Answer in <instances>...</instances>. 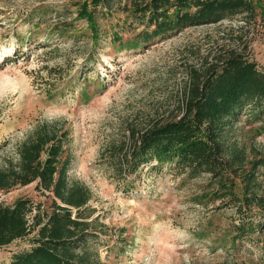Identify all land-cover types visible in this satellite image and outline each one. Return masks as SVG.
Masks as SVG:
<instances>
[{
    "label": "rangeland",
    "instance_id": "obj_1",
    "mask_svg": "<svg viewBox=\"0 0 264 264\" xmlns=\"http://www.w3.org/2000/svg\"><path fill=\"white\" fill-rule=\"evenodd\" d=\"M82 1L0 0V167L40 123L65 120L69 177L92 190L88 220L103 229L91 247L102 264H264V210L256 203L240 213L230 196L215 197L210 175L188 178L156 160L123 177L114 169L119 141L130 131L181 114L192 69L230 48H246L264 65V0L255 17L189 27L137 48L119 41L142 28L130 17L131 0L91 7L100 29L97 43L78 15ZM262 124L244 109L226 133L228 144L264 161ZM128 142L124 151L133 139ZM259 172L255 191L264 195V166ZM19 198L34 205L29 223L38 206L47 210L53 199L36 183L0 193L5 205ZM248 220L255 228L237 229ZM36 232L0 247V264L30 249Z\"/></svg>",
    "mask_w": 264,
    "mask_h": 264
},
{
    "label": "trees",
    "instance_id": "obj_2",
    "mask_svg": "<svg viewBox=\"0 0 264 264\" xmlns=\"http://www.w3.org/2000/svg\"><path fill=\"white\" fill-rule=\"evenodd\" d=\"M101 1L83 0L78 12L86 19L94 43L100 29L91 7ZM259 7V0H131L130 17L142 28L125 42L119 41L137 48L189 27L241 14L255 17ZM183 93L180 115L154 121L144 130L133 129L119 141L120 164L114 169L123 177L156 160L158 166L171 165L188 178L208 174L217 199L230 196L240 213L255 203L264 210V195L255 191L264 161L249 158L243 146L226 140L229 128L247 108L263 121L264 129V65L259 67L246 48H230L207 65L192 69ZM70 135L65 120H45L18 145L16 156L6 157L0 167V193L36 183L38 190L53 197L49 210L38 206L30 223L28 215L34 206L30 199L19 198L12 205L0 201V247L37 231L34 245L16 253L8 264H102L99 251L91 247L103 229L88 220L92 190L69 177ZM130 139L133 142L124 151ZM253 228L251 220L237 227L243 233Z\"/></svg>",
    "mask_w": 264,
    "mask_h": 264
}]
</instances>
